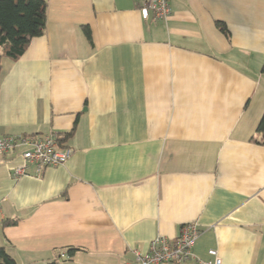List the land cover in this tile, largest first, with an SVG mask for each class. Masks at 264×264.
<instances>
[{
  "label": "crops",
  "instance_id": "0c3cea01",
  "mask_svg": "<svg viewBox=\"0 0 264 264\" xmlns=\"http://www.w3.org/2000/svg\"><path fill=\"white\" fill-rule=\"evenodd\" d=\"M138 4L47 0L44 33L3 59L0 136L73 130V153L19 177L2 155L0 246L17 264H138L196 221L184 264H264V0H170L158 21Z\"/></svg>",
  "mask_w": 264,
  "mask_h": 264
},
{
  "label": "built area",
  "instance_id": "2783aa9c",
  "mask_svg": "<svg viewBox=\"0 0 264 264\" xmlns=\"http://www.w3.org/2000/svg\"><path fill=\"white\" fill-rule=\"evenodd\" d=\"M139 11L144 19L166 20L170 13V0H139ZM17 150L20 162L12 167L13 177L27 174L30 164L35 166L36 174L44 167L64 164L72 155L70 146H61L58 133L50 131L41 135H4L0 136V161L2 155ZM200 234L196 221L183 223L174 237L158 234L148 244L146 251L133 249L138 264H184L194 258L193 245ZM212 261L196 259L197 264H221L216 250L209 249ZM60 258L68 257L65 252Z\"/></svg>",
  "mask_w": 264,
  "mask_h": 264
},
{
  "label": "trees",
  "instance_id": "16d2710c",
  "mask_svg": "<svg viewBox=\"0 0 264 264\" xmlns=\"http://www.w3.org/2000/svg\"><path fill=\"white\" fill-rule=\"evenodd\" d=\"M47 0H0V72L3 59L17 60L27 49L32 38L40 36L46 26ZM216 26L227 34L226 25L216 21ZM85 36L90 40V29L82 26ZM264 71V62L262 64ZM73 130L58 133L61 146L68 139ZM255 133L258 137L252 140L264 146V112L256 126ZM30 135V134H29ZM32 135V134H31ZM15 220H4L3 225L12 224ZM77 248H69L67 252L72 255ZM0 264H17L16 260L0 246ZM44 264H59L57 257L51 258Z\"/></svg>",
  "mask_w": 264,
  "mask_h": 264
},
{
  "label": "rangeland",
  "instance_id": "374dc122",
  "mask_svg": "<svg viewBox=\"0 0 264 264\" xmlns=\"http://www.w3.org/2000/svg\"><path fill=\"white\" fill-rule=\"evenodd\" d=\"M263 114V113H262ZM260 120V119H259Z\"/></svg>",
  "mask_w": 264,
  "mask_h": 264
}]
</instances>
